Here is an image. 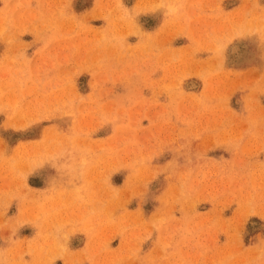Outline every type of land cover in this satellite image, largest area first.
I'll list each match as a JSON object with an SVG mask.
<instances>
[{"label":"rangeland","instance_id":"obj_1","mask_svg":"<svg viewBox=\"0 0 264 264\" xmlns=\"http://www.w3.org/2000/svg\"><path fill=\"white\" fill-rule=\"evenodd\" d=\"M0 264H264V0H0Z\"/></svg>","mask_w":264,"mask_h":264},{"label":"crops","instance_id":"obj_2","mask_svg":"<svg viewBox=\"0 0 264 264\" xmlns=\"http://www.w3.org/2000/svg\"><path fill=\"white\" fill-rule=\"evenodd\" d=\"M46 170H49L48 168H45ZM50 179H52V178H50V177H48V180H49V182H46L47 184H48V186H49V183H50ZM46 181V180H45ZM47 184H45V182L43 183V184H41V185H30V186H32V187H34V188H36V189H46L48 186H47ZM81 239H83V237H81ZM81 246V244L80 245H78V247H80Z\"/></svg>","mask_w":264,"mask_h":264}]
</instances>
